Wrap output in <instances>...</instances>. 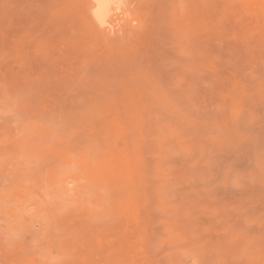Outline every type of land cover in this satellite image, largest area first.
Segmentation results:
<instances>
[{"label": "rangeland", "instance_id": "1", "mask_svg": "<svg viewBox=\"0 0 264 264\" xmlns=\"http://www.w3.org/2000/svg\"><path fill=\"white\" fill-rule=\"evenodd\" d=\"M81 1L0 0V264H264V0Z\"/></svg>", "mask_w": 264, "mask_h": 264}, {"label": "bare ground", "instance_id": "2", "mask_svg": "<svg viewBox=\"0 0 264 264\" xmlns=\"http://www.w3.org/2000/svg\"><path fill=\"white\" fill-rule=\"evenodd\" d=\"M85 4L86 6L84 7L86 8L85 10H87V15H89L87 18L89 19L90 24L97 27L92 28L97 30L102 29L103 32L106 29L114 30V26H117L118 24L122 25L120 27L118 25V31H121L120 29H123L122 27L125 23L133 21H138L141 23L143 18L142 15H144V13L147 14L148 11L146 9L148 8V4L146 5L145 3H142L145 4L146 7H141V0H85ZM116 28L117 27H115V31H117Z\"/></svg>", "mask_w": 264, "mask_h": 264}]
</instances>
